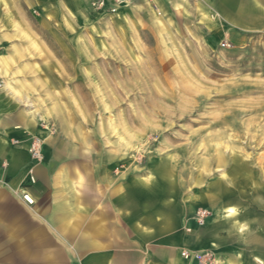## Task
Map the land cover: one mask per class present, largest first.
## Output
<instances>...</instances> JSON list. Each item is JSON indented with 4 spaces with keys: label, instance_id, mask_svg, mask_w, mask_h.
Wrapping results in <instances>:
<instances>
[{
    "label": "rangeland",
    "instance_id": "obj_1",
    "mask_svg": "<svg viewBox=\"0 0 264 264\" xmlns=\"http://www.w3.org/2000/svg\"><path fill=\"white\" fill-rule=\"evenodd\" d=\"M155 1L0 0V90L38 116L12 142L37 163L49 150L65 157L58 180L115 193L137 206L123 214L158 230L180 223L182 236L207 228L214 211L192 202L221 181L238 217L258 218L260 242L218 253L190 243L181 258L264 264V27L227 28L202 0Z\"/></svg>",
    "mask_w": 264,
    "mask_h": 264
},
{
    "label": "crops",
    "instance_id": "obj_2",
    "mask_svg": "<svg viewBox=\"0 0 264 264\" xmlns=\"http://www.w3.org/2000/svg\"><path fill=\"white\" fill-rule=\"evenodd\" d=\"M143 1L134 0V4L149 6L156 2ZM202 3L203 8L217 12L227 28L258 31L264 27V0H202ZM136 10L137 7L130 9L132 13ZM2 88L3 85L0 90V264H192L181 258V247L194 245L195 249L218 253L222 245L226 248L239 240V234L232 229L233 238L217 241L220 249L214 250L210 242L214 216L205 230L182 236L178 231L180 223H162L158 230L159 223H139L131 211L123 214V209L137 206L121 205L115 193L107 194L100 187L87 188V180L81 190L75 188L74 180H58L57 170L63 169V175L68 174L65 157L59 159L58 154L49 150L43 155V162L37 163L31 159V146L12 142L24 141L26 135L32 134L38 116L21 109L22 102L14 101L7 95L11 92ZM154 171L160 177L165 175L164 170ZM215 184H221L225 196L218 193ZM212 189L215 195L204 197L215 198L216 202L207 207L218 208L222 196L235 206L236 201L223 182H215ZM22 193H29L34 204L27 205L20 197ZM197 204L194 198L192 205ZM122 218L127 223H122ZM249 219L236 217L243 229H251V233L240 239L245 244L259 243V235L250 228L258 218ZM233 224L221 223L216 231L223 232Z\"/></svg>",
    "mask_w": 264,
    "mask_h": 264
},
{
    "label": "bare ground",
    "instance_id": "obj_3",
    "mask_svg": "<svg viewBox=\"0 0 264 264\" xmlns=\"http://www.w3.org/2000/svg\"><path fill=\"white\" fill-rule=\"evenodd\" d=\"M8 65H9V63H8V59L6 58V56H0V68L1 69L3 68L5 75H7V73H8V69H7ZM7 89H8V86L3 87L4 91H6ZM31 114H32V112H31ZM30 152H31V150H30ZM40 157H42V155ZM237 167H239V165L237 162H235L234 163V170L235 171H239V169ZM218 185L219 184H216L215 187H218ZM22 198H23V201L27 205H33L34 204V201L32 200V198L29 194H23ZM24 198H27L29 202H27ZM198 203L201 206L207 207V206H209L208 205L209 198L204 197V196L201 198H198ZM262 204H264V200H262ZM211 208H210V210H212ZM213 211H214L215 215H214V218H213L212 223H211V231L212 232L210 235V242H211L212 249H214V250L220 249L218 244L216 243L217 241H219L221 239L233 238V237H231L232 236L231 235L232 229L236 230V232L239 234V235L236 234L239 239L243 238V235L245 236L246 234L251 233V229L246 231L245 229H243V227L239 223H237L236 217L238 216V209L235 206H233L232 203H230V201H227L225 198L222 199L220 207L213 209ZM230 222L234 223L232 228L224 230L223 232H220V233L216 231L217 227H219V225L221 223H230ZM210 251L212 252V250H210ZM193 257L196 258L195 255H193Z\"/></svg>",
    "mask_w": 264,
    "mask_h": 264
},
{
    "label": "built area",
    "instance_id": "obj_4",
    "mask_svg": "<svg viewBox=\"0 0 264 264\" xmlns=\"http://www.w3.org/2000/svg\"><path fill=\"white\" fill-rule=\"evenodd\" d=\"M24 199H25L27 202H29L27 198H24ZM205 214H206V213H204V212H203V213H200V216H201V215L203 216V215H205ZM199 256H200V255H196V259H197V258H200ZM204 264H205V263H204ZM206 264H207V263H206Z\"/></svg>",
    "mask_w": 264,
    "mask_h": 264
}]
</instances>
